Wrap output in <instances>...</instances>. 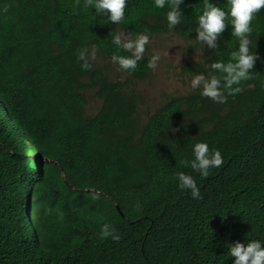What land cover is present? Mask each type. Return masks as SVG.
Wrapping results in <instances>:
<instances>
[{
  "label": "trees",
  "instance_id": "16d2710c",
  "mask_svg": "<svg viewBox=\"0 0 264 264\" xmlns=\"http://www.w3.org/2000/svg\"><path fill=\"white\" fill-rule=\"evenodd\" d=\"M203 6L184 0L169 30L152 0H128L118 25L83 0H0V264H232L229 243L264 242V9L252 21L253 72L225 103L192 90L152 109L137 90L154 75L150 43L132 72L111 60L128 55L111 32L170 34L200 51L180 75H207L237 42L227 26L216 53L201 49ZM93 46L83 70L78 53ZM199 141L223 160L206 177L183 163ZM105 224L118 239L102 236Z\"/></svg>",
  "mask_w": 264,
  "mask_h": 264
},
{
  "label": "clouds",
  "instance_id": "9594fccd",
  "mask_svg": "<svg viewBox=\"0 0 264 264\" xmlns=\"http://www.w3.org/2000/svg\"><path fill=\"white\" fill-rule=\"evenodd\" d=\"M128 0H83V5L88 9H95V15L106 17L115 25L125 19V9ZM156 9H166L165 19L169 30L181 23L184 16L180 5L184 0H152ZM264 9V0H226V8L218 6L212 0H204L202 11L196 18L194 40L201 45L203 50H213L209 55L216 53L220 48L218 40L220 35L230 26L231 37L237 42L235 50L231 51L228 62L216 60L210 63V71L193 72L188 80V86L192 90H198L200 95L214 102L225 103L226 94L241 91V84L250 79L251 71L258 59L255 51L250 50L253 33L252 21L257 13ZM111 43L117 50H123L128 55L113 54L111 60L122 70L132 72L137 68L138 62L144 59L146 45L150 43V36L146 33H110ZM95 57V47L91 50L84 49L78 53V59L82 62L81 68L88 70L90 59ZM195 59V58H194ZM160 56L153 53L148 60V67L154 69ZM196 63H200L195 59ZM218 74V75H217ZM222 155L219 150L210 149L206 142L199 141L192 145V159L183 161L186 167H190L200 176L209 175V170L218 168L222 164ZM178 187L187 190L193 199H200V190L192 175L178 172L175 175ZM102 236H118L109 225L102 226ZM232 264H264V242L257 239H247L246 243L235 241L229 243L227 248Z\"/></svg>",
  "mask_w": 264,
  "mask_h": 264
},
{
  "label": "rangeland",
  "instance_id": "374dc122",
  "mask_svg": "<svg viewBox=\"0 0 264 264\" xmlns=\"http://www.w3.org/2000/svg\"><path fill=\"white\" fill-rule=\"evenodd\" d=\"M191 42L170 34L157 35L151 40L147 53L150 56L158 53L160 60L154 68L153 77L137 85V90L145 99V105L154 109L163 101L164 95H180L192 91L188 86L191 75H180L182 65L187 63L193 65L196 63L195 59L201 60L199 50H188L187 47ZM120 78L123 79L124 76ZM95 104L96 102L92 101L91 105L95 106Z\"/></svg>",
  "mask_w": 264,
  "mask_h": 264
}]
</instances>
